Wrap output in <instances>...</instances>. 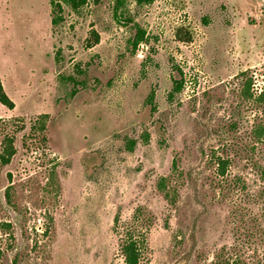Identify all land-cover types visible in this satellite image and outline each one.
<instances>
[{"label": "rangeland", "instance_id": "obj_1", "mask_svg": "<svg viewBox=\"0 0 264 264\" xmlns=\"http://www.w3.org/2000/svg\"><path fill=\"white\" fill-rule=\"evenodd\" d=\"M73 1L0 0V264H264V0Z\"/></svg>", "mask_w": 264, "mask_h": 264}, {"label": "trees", "instance_id": "obj_2", "mask_svg": "<svg viewBox=\"0 0 264 264\" xmlns=\"http://www.w3.org/2000/svg\"><path fill=\"white\" fill-rule=\"evenodd\" d=\"M140 2L150 3L154 0H139ZM74 6H78L80 3L85 2V0H81V2L73 1ZM122 0H118V4H121ZM177 36L182 41H190L192 39L191 33L188 29L179 28L177 31ZM145 38V31L137 28V33L135 35L133 44L134 46H138ZM94 42H99V35L97 33L94 34ZM176 90H180L183 86V82H176ZM0 103L5 105L9 109H13L15 106L12 98L7 94L2 84L0 78ZM221 173L224 174V171L227 166L226 160H220L219 162ZM161 185H164V181H161ZM166 196H170L168 191H165ZM148 221V217H146L142 210L139 211L138 215H135L131 221L128 223V228L125 230V233L121 235V252L124 258V264H145L143 262V252L146 244V234H145V224ZM119 220L117 219L115 222V228L118 226Z\"/></svg>", "mask_w": 264, "mask_h": 264}]
</instances>
